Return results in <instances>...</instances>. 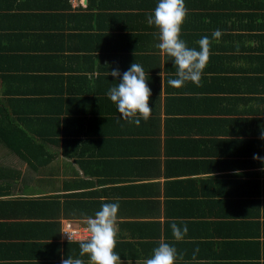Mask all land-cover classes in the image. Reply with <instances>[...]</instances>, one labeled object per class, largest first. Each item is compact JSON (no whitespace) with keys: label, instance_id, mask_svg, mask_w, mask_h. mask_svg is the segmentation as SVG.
<instances>
[{"label":"crops","instance_id":"obj_1","mask_svg":"<svg viewBox=\"0 0 264 264\" xmlns=\"http://www.w3.org/2000/svg\"><path fill=\"white\" fill-rule=\"evenodd\" d=\"M107 1L120 13L136 15L119 18L118 34L137 36L136 27L148 19L143 17L148 1ZM56 2L0 1V112L12 118L6 132L16 125L52 154L33 168L0 137V264H61L74 255L65 249L72 242L63 235L66 222L84 227L88 210L94 214L113 202L120 205L116 250L121 264H144L161 242L177 249L175 264H264V162L253 159L254 154L264 157V127L254 124L264 118V96H202L205 87L190 82L177 91L167 87L162 73L160 96L156 85L147 84L150 118L136 126L121 118L106 96L109 84L98 82L110 77L103 65L111 61L104 54L113 64L126 51L114 40L107 43L108 36L101 46L83 38L74 51L79 89L63 94L74 97L77 119L74 156L66 155L61 144L35 135L60 98L48 92L54 83L45 84L43 76L52 66L41 60L44 43L60 47L50 22V13L57 12L46 9ZM68 4L84 9L89 0ZM94 12L89 34L99 28L97 33L116 32L105 24V14ZM143 52L141 45L137 53ZM135 62L141 64L138 57ZM73 194L74 218L65 217L64 197ZM172 224L187 228L182 240L174 239Z\"/></svg>","mask_w":264,"mask_h":264},{"label":"trees","instance_id":"obj_2","mask_svg":"<svg viewBox=\"0 0 264 264\" xmlns=\"http://www.w3.org/2000/svg\"><path fill=\"white\" fill-rule=\"evenodd\" d=\"M52 1L57 2L46 9L57 12L54 15L50 13V16L54 17L50 22L55 25L52 29L56 31L54 36H58V39H60V47L57 46L55 41L44 43V50L47 53H45V59L41 60L52 66L49 73L44 71L48 74L43 76V82L45 84L54 83L48 92L60 96V98L54 101L55 103L53 102L51 112L48 118L45 119V128L35 135L43 138L44 141H49L51 144H61L63 150H66V155L71 156L70 154H72L74 156V135L77 134L74 132L77 121L74 118V97L66 98L63 94L79 89V85L74 80L77 78L74 75V51L78 49L79 42L83 38L87 42L88 39H92L93 43L99 44L98 46L107 45V43H111V40H114L120 43V51H126L121 53L120 61H114L113 64L114 59L110 55L104 54L107 61H111V65H103L108 69V75L113 69H119L122 74L128 70L135 57H138L141 60L140 65L143 66L142 68L146 73L147 84L150 83L157 87V96L161 94L162 73L169 88L168 80L176 78L177 69L172 58L166 54H164L165 61H162L161 51L155 47L159 43V39L158 29L154 25H149L148 22L139 25L135 29H138L139 32L137 36L118 34V32L121 34L123 28L122 24L119 25V22H122L119 21V18L123 15L134 17L136 15L116 11L115 7H119L116 3L110 6L107 0H89L87 8L73 9L68 4V0ZM124 1L129 2V0ZM147 1L144 7H149V11L143 17H148V14L154 10L158 3V0ZM184 3L188 9V14L181 26L180 39L185 41L188 47L197 50H199L198 41L202 37L207 36L211 41L210 57L200 81V85L204 86L205 89L201 90L202 92L199 91L200 95L245 96L248 94V96H264V0H184ZM96 8L109 19L105 21V24L109 22L110 26L113 25L115 33L113 30L108 34L97 33L101 30L99 28L96 34H89V31L93 28L91 17L94 18ZM2 10L3 8L0 6V16H2ZM217 29L222 32L221 37L218 39L212 37L213 31ZM78 30H84L88 35H81ZM102 38H107V43ZM85 41L81 42L84 44ZM141 45H143L145 52L139 54L137 52H139ZM76 53L78 52L76 51ZM104 57L101 62L104 61ZM119 62H122L123 65ZM118 79L111 75L110 77L101 76L98 78V82L101 84L104 80V83H108L106 90L109 91L118 82ZM58 84H62L60 89L57 88ZM183 88L176 90L180 91ZM30 91L35 94L38 87L37 90L35 88V90ZM18 92H20V89ZM26 94L29 93L26 92ZM63 102L67 103L66 106L63 105ZM0 116V137H4L1 141L6 146L8 145L19 158L25 159L28 165L33 168L38 163L43 164L51 160L52 154L35 143L34 134L20 131L21 129L16 125L13 127L14 131L6 132L10 128L12 118L10 117L9 120L6 114L2 112H0ZM254 124L264 127V118L254 120ZM20 142H24L25 147H22ZM70 197L72 199L69 200L64 197L63 205L65 209L63 215L74 218V194ZM83 215L79 216L83 217ZM85 215L92 216L94 214L88 210ZM65 249L74 252L71 257L81 258L83 261L89 260L86 255L84 257L79 256L78 241L65 243ZM114 252L120 256L116 247Z\"/></svg>","mask_w":264,"mask_h":264},{"label":"clouds","instance_id":"obj_3","mask_svg":"<svg viewBox=\"0 0 264 264\" xmlns=\"http://www.w3.org/2000/svg\"><path fill=\"white\" fill-rule=\"evenodd\" d=\"M187 14L184 0H158L147 19L149 25L158 29L159 43L155 47L172 58L177 69L176 78L168 80V84L174 88L183 87L187 82L199 86L210 57L211 41L207 36L198 41L199 50L188 47L186 42L180 39L181 26ZM221 35L219 29L212 33V37L216 39ZM109 75L119 78L109 89L107 96L116 105L121 118L136 126H139L141 119L147 121L152 112L149 107L151 89L147 85L146 73L142 66L133 62L122 74L119 69H113ZM260 139L264 140V131L261 132ZM253 159L264 162V157L256 154ZM119 207V202L103 203L94 215L84 217L83 231L87 233V237L78 241L79 256H88V264H121L120 256L114 252ZM171 227L174 239L182 240L187 228L181 231L175 224ZM78 234V231L71 232L67 236L70 239L71 235ZM198 251L199 249L194 250L193 258ZM180 255L182 258L183 254ZM176 258L177 249L167 242H161L144 264H175ZM61 264H84V261L67 256L62 258Z\"/></svg>","mask_w":264,"mask_h":264},{"label":"built area","instance_id":"obj_4","mask_svg":"<svg viewBox=\"0 0 264 264\" xmlns=\"http://www.w3.org/2000/svg\"><path fill=\"white\" fill-rule=\"evenodd\" d=\"M84 227H77L74 228V226H72V223H70V221H67L64 228H63V235L64 238L68 241H79L80 239L86 238L87 237V233L83 231ZM79 232L78 235H71L70 239H68V234H70L71 232Z\"/></svg>","mask_w":264,"mask_h":264}]
</instances>
